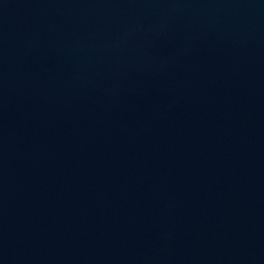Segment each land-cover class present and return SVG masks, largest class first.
Listing matches in <instances>:
<instances>
[{"label":"water","instance_id":"obj_1","mask_svg":"<svg viewBox=\"0 0 264 264\" xmlns=\"http://www.w3.org/2000/svg\"><path fill=\"white\" fill-rule=\"evenodd\" d=\"M0 264H264V0H0Z\"/></svg>","mask_w":264,"mask_h":264}]
</instances>
